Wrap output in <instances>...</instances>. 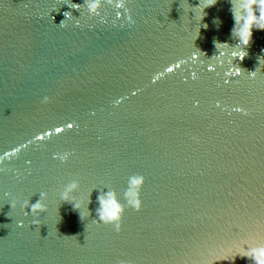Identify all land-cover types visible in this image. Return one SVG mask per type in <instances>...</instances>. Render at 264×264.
<instances>
[{
	"label": "water",
	"instance_id": "water-1",
	"mask_svg": "<svg viewBox=\"0 0 264 264\" xmlns=\"http://www.w3.org/2000/svg\"><path fill=\"white\" fill-rule=\"evenodd\" d=\"M208 3L0 0V264H255L264 30Z\"/></svg>",
	"mask_w": 264,
	"mask_h": 264
},
{
	"label": "clouds",
	"instance_id": "clouds-1",
	"mask_svg": "<svg viewBox=\"0 0 264 264\" xmlns=\"http://www.w3.org/2000/svg\"><path fill=\"white\" fill-rule=\"evenodd\" d=\"M215 3L216 0H209V3L205 5V7L214 5ZM94 7L95 5H93V8ZM243 8V15H237V13L232 9L235 25H240L239 31H237L234 27L233 35L238 37V45L243 46L238 52H233V58L239 57L240 59H243L247 55L246 46H248L252 40L253 29L255 28L264 30V0H245ZM257 12L259 13L258 16L256 15ZM61 23H63V21ZM224 45L232 47L226 43H217V47L219 48ZM235 69L237 75H239L241 70L238 67ZM251 75L255 76V72H252ZM144 183L145 177L143 175H136L130 179V185L134 191H130L129 193L132 197L129 200V204L137 211L143 207V200L141 198L139 189L143 187ZM109 195L111 196L112 194ZM98 201L100 208L97 211L99 213L100 219L106 223H113L115 225V231L119 232L122 229L123 213V209L120 204L115 200L114 197L108 200L98 197ZM38 206L39 202L37 201V203L32 206V209L35 210ZM74 207L76 208L77 206L74 205ZM238 254H242L254 260L255 264H264V247L252 251L244 249L243 252ZM119 264H126V262L121 261Z\"/></svg>",
	"mask_w": 264,
	"mask_h": 264
}]
</instances>
